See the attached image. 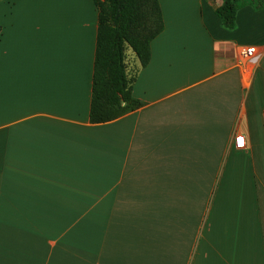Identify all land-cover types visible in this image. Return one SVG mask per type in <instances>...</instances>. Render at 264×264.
<instances>
[{
	"label": "crops",
	"instance_id": "crops-1",
	"mask_svg": "<svg viewBox=\"0 0 264 264\" xmlns=\"http://www.w3.org/2000/svg\"><path fill=\"white\" fill-rule=\"evenodd\" d=\"M223 1L158 0L142 105L92 124V1L0 0V264H264V7Z\"/></svg>",
	"mask_w": 264,
	"mask_h": 264
},
{
	"label": "trees",
	"instance_id": "trees-1",
	"mask_svg": "<svg viewBox=\"0 0 264 264\" xmlns=\"http://www.w3.org/2000/svg\"><path fill=\"white\" fill-rule=\"evenodd\" d=\"M97 11L89 122L113 121L142 104L131 94L135 75L126 73L125 50L139 68L150 60V43L162 31L158 0H91ZM246 3L264 7V0H224L215 9L227 29L234 28L235 12Z\"/></svg>",
	"mask_w": 264,
	"mask_h": 264
},
{
	"label": "rangeland",
	"instance_id": "rangeland-1",
	"mask_svg": "<svg viewBox=\"0 0 264 264\" xmlns=\"http://www.w3.org/2000/svg\"><path fill=\"white\" fill-rule=\"evenodd\" d=\"M129 50L126 49L125 50V64H127L129 58H130V54L128 52ZM131 74H133V72H131ZM60 211H58V214H59ZM76 212L72 215L71 219L69 220V227H68V230L69 229H74V228H77L76 230L79 229V225L76 226L78 223H79V220H80V217L76 216ZM171 229V227H169ZM172 229H175V227H172ZM171 231V230H170ZM180 231V230H179ZM183 233H184V236H183V240L182 241H179L178 243L175 241V242H164L162 243L165 248H184V249H192L193 248V242H192V227L191 226H184L183 228ZM161 244V245H162ZM157 245V243H156ZM178 245V247H177Z\"/></svg>",
	"mask_w": 264,
	"mask_h": 264
},
{
	"label": "built area",
	"instance_id": "built-area-1",
	"mask_svg": "<svg viewBox=\"0 0 264 264\" xmlns=\"http://www.w3.org/2000/svg\"><path fill=\"white\" fill-rule=\"evenodd\" d=\"M255 54V48L252 46L242 47L239 50V58L243 61L250 60ZM234 146L236 148L244 147V138L242 135H237L234 137Z\"/></svg>",
	"mask_w": 264,
	"mask_h": 264
}]
</instances>
